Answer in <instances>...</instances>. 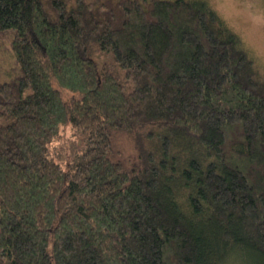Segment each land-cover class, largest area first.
<instances>
[{
  "label": "trees",
  "instance_id": "trees-1",
  "mask_svg": "<svg viewBox=\"0 0 264 264\" xmlns=\"http://www.w3.org/2000/svg\"><path fill=\"white\" fill-rule=\"evenodd\" d=\"M6 31L0 264L264 263V75L205 2L0 0ZM66 122L85 149L63 169L48 153Z\"/></svg>",
  "mask_w": 264,
  "mask_h": 264
},
{
  "label": "rangeland",
  "instance_id": "rangeland-1",
  "mask_svg": "<svg viewBox=\"0 0 264 264\" xmlns=\"http://www.w3.org/2000/svg\"><path fill=\"white\" fill-rule=\"evenodd\" d=\"M73 1V0H67ZM211 8L219 18L237 35L240 44L260 73L264 75V0H199ZM91 55L99 65L106 64L124 85H128L123 72L113 60L110 53L100 51L97 46L91 50ZM17 71V64L11 48V32L0 35V81L8 80ZM57 86V85H55ZM65 101H69L71 93L57 86ZM85 149V143L78 131L70 123H62L59 135L50 146L48 156L63 169H67ZM113 158L120 159L129 166L135 159L133 141L122 131L113 134ZM226 264H264L256 256L247 251H238L228 257Z\"/></svg>",
  "mask_w": 264,
  "mask_h": 264
}]
</instances>
